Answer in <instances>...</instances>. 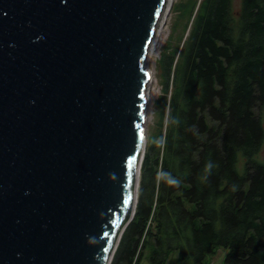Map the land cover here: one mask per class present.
I'll return each instance as SVG.
<instances>
[{
    "label": "water",
    "instance_id": "water-1",
    "mask_svg": "<svg viewBox=\"0 0 264 264\" xmlns=\"http://www.w3.org/2000/svg\"><path fill=\"white\" fill-rule=\"evenodd\" d=\"M167 0H0V264H110L136 211Z\"/></svg>",
    "mask_w": 264,
    "mask_h": 264
},
{
    "label": "trees",
    "instance_id": "trees-1",
    "mask_svg": "<svg viewBox=\"0 0 264 264\" xmlns=\"http://www.w3.org/2000/svg\"><path fill=\"white\" fill-rule=\"evenodd\" d=\"M180 7L187 34L160 59L159 118L110 264H138L148 238L151 264H212L221 247L224 264H264V0Z\"/></svg>",
    "mask_w": 264,
    "mask_h": 264
},
{
    "label": "rangeland",
    "instance_id": "rangeland-1",
    "mask_svg": "<svg viewBox=\"0 0 264 264\" xmlns=\"http://www.w3.org/2000/svg\"><path fill=\"white\" fill-rule=\"evenodd\" d=\"M189 0H172L170 10L166 15V20L162 26L161 33L158 37L157 44L150 49V53L147 57V66L150 71L153 72L152 79L149 83L147 89L148 103L146 105L147 119L145 122V131L147 138L153 133L156 126L157 120L159 118V112L156 100L163 94V82L166 78V73L160 68V59L163 54H169L174 48L179 44L181 45V37L186 36L185 25L188 22V18L182 16L181 13L185 12L180 7V3L188 2ZM241 5V0H234L235 8H239ZM169 43V44H168ZM164 57V61L166 60ZM264 120V113L262 114ZM148 144V142H147ZM147 149V147H146ZM262 157L258 155V158L264 161V147L262 149ZM240 162L238 164V170L243 172V155L240 154ZM152 245L149 241L146 242V247L143 249V256L139 260L138 264H151L149 261L151 255ZM227 249L221 247L219 248L217 254L213 258L212 264H224L225 257L227 255ZM137 253L135 254V258ZM138 258V256H137Z\"/></svg>",
    "mask_w": 264,
    "mask_h": 264
},
{
    "label": "bare ground",
    "instance_id": "bare-ground-1",
    "mask_svg": "<svg viewBox=\"0 0 264 264\" xmlns=\"http://www.w3.org/2000/svg\"><path fill=\"white\" fill-rule=\"evenodd\" d=\"M171 3H172V0H167V4H166V9H165V12L163 13V15H162V17H161V19H160V21H159V25L157 26V28H156V33H155V35H154V39H153V41H152V43H151V45H150V48H149V52H148V54L150 53V49H152V47H154L156 44H157V39H158V37H159V35H160V33H161V29H162V26L164 25V23H165V20H166V15L168 14V12H169V10H170V6H171ZM148 54H147V57H148ZM146 64H147V59H146ZM148 67V66H147ZM149 69V68H148ZM150 71V70H149ZM150 73H151V79H152V74H153V72L152 71H150ZM148 89V88H147ZM148 97V96H147ZM146 118H147V114H146Z\"/></svg>",
    "mask_w": 264,
    "mask_h": 264
},
{
    "label": "built area",
    "instance_id": "built-area-1",
    "mask_svg": "<svg viewBox=\"0 0 264 264\" xmlns=\"http://www.w3.org/2000/svg\"><path fill=\"white\" fill-rule=\"evenodd\" d=\"M152 219H153V215L150 217V219H149V221H148L147 227H146V229H145V231H144V234H143V236H142V241H141V243H143V241H144L145 238H146V235H147L148 229H149L150 225L152 224ZM138 254H139V253H137V256H138ZM137 256H136V258H135L133 264H135V262H136V260H137Z\"/></svg>",
    "mask_w": 264,
    "mask_h": 264
},
{
    "label": "clouds",
    "instance_id": "clouds-1",
    "mask_svg": "<svg viewBox=\"0 0 264 264\" xmlns=\"http://www.w3.org/2000/svg\"><path fill=\"white\" fill-rule=\"evenodd\" d=\"M211 166H212L211 164L208 165L209 168H211ZM170 183H178V181H176V180H170Z\"/></svg>",
    "mask_w": 264,
    "mask_h": 264
}]
</instances>
